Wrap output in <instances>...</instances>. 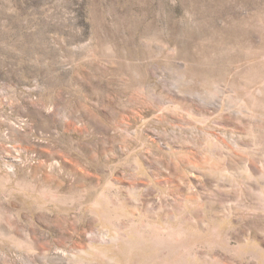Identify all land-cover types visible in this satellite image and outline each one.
<instances>
[{
    "label": "rangeland",
    "instance_id": "1",
    "mask_svg": "<svg viewBox=\"0 0 264 264\" xmlns=\"http://www.w3.org/2000/svg\"><path fill=\"white\" fill-rule=\"evenodd\" d=\"M0 264H264V0H0Z\"/></svg>",
    "mask_w": 264,
    "mask_h": 264
}]
</instances>
